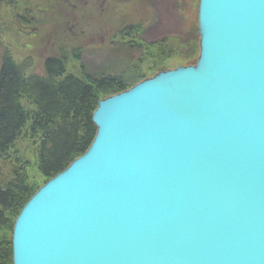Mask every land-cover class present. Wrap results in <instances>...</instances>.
I'll return each mask as SVG.
<instances>
[{
	"label": "water",
	"instance_id": "1",
	"mask_svg": "<svg viewBox=\"0 0 264 264\" xmlns=\"http://www.w3.org/2000/svg\"><path fill=\"white\" fill-rule=\"evenodd\" d=\"M198 23L195 66L99 102L13 264H264V0H199Z\"/></svg>",
	"mask_w": 264,
	"mask_h": 264
},
{
	"label": "trees",
	"instance_id": "2",
	"mask_svg": "<svg viewBox=\"0 0 264 264\" xmlns=\"http://www.w3.org/2000/svg\"><path fill=\"white\" fill-rule=\"evenodd\" d=\"M190 3L192 6L195 0ZM140 23H124L121 39L110 44L127 51L142 50L139 56L154 58L156 64L163 65L159 69L165 68L163 58L178 55V51H183L180 46H190L189 40L199 48L197 21L192 24L187 21V26L183 25L189 38L183 34L178 44H165V38L147 43L137 37L138 33L131 37L130 34L133 36L138 32ZM142 44L146 46L144 50ZM152 46L158 49L155 54L150 51ZM139 56L131 57V62L114 73L109 69L96 76L85 73L81 78L67 72L68 58L64 52L45 59L43 76L27 74L25 64L14 60L7 50L4 52L0 64V160L7 164L9 171L0 179V264H13L15 221L37 193L27 175L29 160L20 156L18 142H32L38 171L47 182L65 171L87 153L95 140L98 129L93 115L99 102L126 92L148 78ZM189 62L188 66L196 64ZM159 69L155 71L159 72Z\"/></svg>",
	"mask_w": 264,
	"mask_h": 264
},
{
	"label": "rangeland",
	"instance_id": "3",
	"mask_svg": "<svg viewBox=\"0 0 264 264\" xmlns=\"http://www.w3.org/2000/svg\"><path fill=\"white\" fill-rule=\"evenodd\" d=\"M190 2L191 0H147L144 3L139 0H0V64L7 50L14 60L26 65L27 74L43 76L45 59L64 52L68 58L69 74L84 78L85 73L96 76L109 69L114 73L131 62V57H138L142 51L137 48L127 51L119 45L110 44L121 39L124 23L139 25L141 22L138 32L133 33V36L130 34L131 37L138 33L137 37H142V41L147 43L165 38V44H178L183 34L189 38L188 30L184 28L187 21L190 24L192 21L198 22L199 0H195L192 6ZM197 25L199 48L189 40L190 46H180L183 51H178V55L163 58L165 68L170 70L164 67L159 69L163 65L156 64L154 58L139 56L143 61V72L148 76L146 80L162 72L197 64L200 57L199 23ZM145 47L144 45L143 50ZM157 50L156 46L150 48L154 54ZM182 52L183 54H179ZM187 61L196 64L188 66ZM157 69L159 72L155 71ZM17 148L20 156L23 158L24 155L29 160L27 175L32 187L39 191L47 181L38 171L32 142L19 141ZM8 171L7 164L0 160V179L5 178Z\"/></svg>",
	"mask_w": 264,
	"mask_h": 264
},
{
	"label": "bare ground",
	"instance_id": "4",
	"mask_svg": "<svg viewBox=\"0 0 264 264\" xmlns=\"http://www.w3.org/2000/svg\"><path fill=\"white\" fill-rule=\"evenodd\" d=\"M47 184V183H46ZM38 192V191H37Z\"/></svg>",
	"mask_w": 264,
	"mask_h": 264
}]
</instances>
